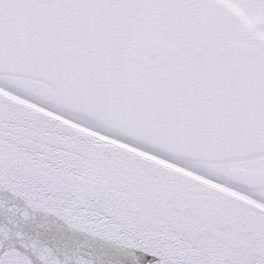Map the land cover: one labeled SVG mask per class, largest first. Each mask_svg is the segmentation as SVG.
I'll return each instance as SVG.
<instances>
[{
  "label": "snow or ice",
  "instance_id": "snow-or-ice-1",
  "mask_svg": "<svg viewBox=\"0 0 264 264\" xmlns=\"http://www.w3.org/2000/svg\"><path fill=\"white\" fill-rule=\"evenodd\" d=\"M0 264H264V0H0Z\"/></svg>",
  "mask_w": 264,
  "mask_h": 264
}]
</instances>
